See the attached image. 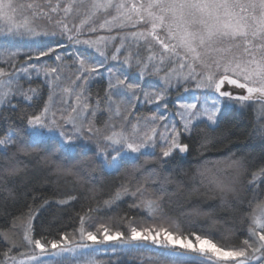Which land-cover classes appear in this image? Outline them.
Here are the masks:
<instances>
[{"label": "snow or ice", "instance_id": "1", "mask_svg": "<svg viewBox=\"0 0 264 264\" xmlns=\"http://www.w3.org/2000/svg\"><path fill=\"white\" fill-rule=\"evenodd\" d=\"M0 22V31L29 37L34 48L23 66L13 64V57L6 61L8 67H0V154L19 150L21 132L36 146L45 135L37 127L47 128L58 134L66 155L80 158L74 171L56 165L58 175L89 177L93 163L104 172L118 173L124 160L144 156L158 161L162 173L161 166L190 154L189 138L201 124L217 126L234 103L259 104L264 110V0H0ZM101 29L108 35H91ZM64 40L81 47L69 52ZM101 69L106 73L104 95L93 98L89 86ZM41 76L48 98L39 111L29 114L13 101L32 107L39 97L31 81ZM173 89H194L199 95L190 101L177 98L169 111ZM57 103L64 107L57 108ZM141 106L147 108L145 114ZM98 114L106 117L100 127ZM256 131L264 136V126ZM229 167L247 172L248 191L264 185V167L255 171V164L239 158H230ZM169 179L162 174L158 182L153 179L155 192L147 184L133 189L122 183L102 204L81 205L73 231L61 230L52 238L36 234L37 213L29 208L23 220L13 219L3 232L7 246L0 249V264H49V258L52 264H65L64 254L77 249L79 264H95L83 259L91 254L89 242L110 241L180 248L194 257L182 264H264V200L254 203V195L248 201L243 239L231 247L218 245L216 233L201 228L199 218L205 217L203 223L209 225L218 219L227 224V218L194 208L187 225L172 221L158 195ZM217 188L238 191L234 183ZM126 197L131 204L119 216V225L110 217L101 219L119 210ZM73 202L79 203L75 189L56 203L71 207ZM131 211L152 223L142 225ZM173 223L175 227H169Z\"/></svg>", "mask_w": 264, "mask_h": 264}, {"label": "trees", "instance_id": "2", "mask_svg": "<svg viewBox=\"0 0 264 264\" xmlns=\"http://www.w3.org/2000/svg\"><path fill=\"white\" fill-rule=\"evenodd\" d=\"M91 35L95 37L108 33L101 29ZM64 43L68 45L67 51H71L73 45L67 40H64ZM45 61L48 64L52 62L48 58H45ZM101 73V76L92 80L93 85L89 86V93L93 98L96 97L93 95L95 89H99L104 95L106 76L103 69ZM37 95L39 99L34 98L32 107L22 100L13 102L19 103L22 111L31 114L39 111L47 101L48 87L45 82L41 84ZM7 114L5 111V115ZM3 127V123H0V129ZM259 127L252 109H232L222 117L217 126L208 127L201 124L189 138L190 154L182 155L171 164L161 166L162 173L160 168L156 167L158 161L144 156L139 160H124L118 173L104 172L93 163L89 177L81 174L79 178L72 172L65 175L55 173L56 165L74 171V166L80 159L75 157V154L66 155L59 147L58 138L41 139L39 144L32 146L28 136L21 132L19 150H10L6 155L0 154V249L7 246L2 238L7 226L13 219L25 216L29 208L37 213L34 221L36 234L52 238L61 230L73 231L76 212L81 205H95L97 202L102 204V201L122 183L133 189L137 184H147L149 191L155 192L152 181L157 179L158 182L161 174L170 178L164 184L165 191L159 192L158 195L163 197L164 211L172 221L187 225L190 222L189 214L194 208L217 218H227V224L223 219H218V223L209 225L203 223L206 219L203 216L199 220L201 228L216 233L218 245L223 243L231 247L245 236L247 225L244 209L247 208L248 201L252 200L254 195L257 197L254 203L264 199V185L254 192L248 191L247 172L237 173L234 168L229 167L230 158H239L255 164V171L264 167V136L256 131ZM153 173L156 174L155 177ZM177 176L180 177L179 180L176 179ZM41 177H44L42 181ZM229 183H234L238 191L221 192L217 188V184ZM73 189L79 196V203L73 202L71 207L56 203ZM125 200L126 203H121L119 210L108 213L101 219L110 217L119 225V216L129 211L128 205L131 204V199L126 197ZM234 200L237 201L236 204H233ZM130 214L136 215L142 225L152 223L139 213L131 211ZM169 227H175V223ZM117 253L119 252L106 255L103 264H149L153 262L152 259L158 258V262L161 261L162 257L161 251L148 246ZM167 256L168 261L177 258L169 253ZM65 264H68L67 261Z\"/></svg>", "mask_w": 264, "mask_h": 264}, {"label": "rangeland", "instance_id": "3", "mask_svg": "<svg viewBox=\"0 0 264 264\" xmlns=\"http://www.w3.org/2000/svg\"><path fill=\"white\" fill-rule=\"evenodd\" d=\"M17 3H22V4H27V3H41L43 4L45 0H16ZM53 3L56 2V0H52ZM78 22V21H77ZM3 28V22H0V29ZM106 36V35H102ZM84 38V37H82ZM95 38V37H94ZM81 47V46H76L73 45L71 48V51H73L74 48ZM33 41L29 37H23L19 35H13L10 33H7L6 31H0V67H8L6 61H8L10 58L12 59V63L15 64L17 67L23 66L25 62L27 61V56L29 52H33ZM69 51V52H71ZM47 63V61H45ZM53 61L50 63L52 64ZM71 63V62H69ZM70 74V71L69 73ZM106 76V73L104 74ZM44 78L43 76L39 78H33L31 81V87L38 89L37 94L39 93V89L41 87V84L44 83ZM148 83L151 84H158L159 82L156 81L155 79H149ZM90 85H93L92 82ZM25 87H28L26 84ZM103 95V92H101L99 89H95L93 91V95L97 96ZM194 95H199L198 92H195L193 89L192 91L189 92H177L175 89H173L170 94H169V111H173L175 109L174 102L177 98H182L186 101H190L193 99ZM203 99V98H201ZM57 108H62L64 107L63 105L57 103L56 105ZM155 107V106H152ZM146 107L141 106V114H145L147 112ZM248 108L252 109L253 112L256 115L257 122L259 123L260 127L264 126V121L261 120V117L264 116V110H261V107L259 104L255 105H249V104H244L243 106L239 104H233L230 110L232 109H238V110H247ZM229 110V111H230ZM106 118L103 116V114H98L96 118V124L98 127L102 126V120ZM173 119L178 121V117H173ZM37 131L45 133L42 139L46 138H58V134L55 131L49 132L47 128H40L39 126L37 127ZM264 200V199H263ZM259 203V202H258ZM25 216L19 217L17 220V223L20 222V220H23ZM19 239V237H16ZM143 246H148L152 247L156 251H161V261L158 262V258L153 260L152 263L149 264H182L183 261L193 259V256L187 255L182 249L176 248L175 250H170V249H165L160 246L154 245L150 242H144V243H138V244H125L121 245L119 242L116 241H110L105 245H92L91 242H89V250L91 252L90 255L85 256L83 259H89L95 262V264H103V261L105 260L106 255H110L116 252L123 251V252H128L129 250L140 248ZM163 249V250H161ZM81 250L77 249L76 252L74 253H65L64 256L66 257L65 262L67 261L68 264H70L73 260L79 264L81 257H79L78 253ZM117 253V254H119ZM167 253L175 255L177 258H172L168 261V256ZM22 257H17V259H21ZM59 259V258H57ZM167 261L169 263H167ZM49 264H52V259L49 258Z\"/></svg>", "mask_w": 264, "mask_h": 264}]
</instances>
